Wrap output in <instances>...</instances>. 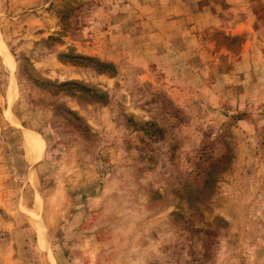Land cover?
Returning <instances> with one entry per match:
<instances>
[{
	"label": "rangeland",
	"instance_id": "374dc122",
	"mask_svg": "<svg viewBox=\"0 0 264 264\" xmlns=\"http://www.w3.org/2000/svg\"><path fill=\"white\" fill-rule=\"evenodd\" d=\"M0 264H264V0H0Z\"/></svg>",
	"mask_w": 264,
	"mask_h": 264
},
{
	"label": "bare ground",
	"instance_id": "6f19581e",
	"mask_svg": "<svg viewBox=\"0 0 264 264\" xmlns=\"http://www.w3.org/2000/svg\"><path fill=\"white\" fill-rule=\"evenodd\" d=\"M30 136H31V134H30ZM31 137H33V136H31ZM29 141V140H28ZM30 141H32V142H34L31 138H30ZM30 144H32V143H30ZM34 145V144H33ZM35 146V145H34ZM36 147H37V145H36ZM37 150H39V145H38V147H37Z\"/></svg>",
	"mask_w": 264,
	"mask_h": 264
}]
</instances>
